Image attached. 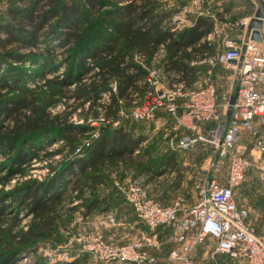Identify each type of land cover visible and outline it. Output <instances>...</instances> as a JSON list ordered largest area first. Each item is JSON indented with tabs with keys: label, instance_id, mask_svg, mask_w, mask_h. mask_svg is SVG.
I'll use <instances>...</instances> for the list:
<instances>
[{
	"label": "trees",
	"instance_id": "16d2710c",
	"mask_svg": "<svg viewBox=\"0 0 264 264\" xmlns=\"http://www.w3.org/2000/svg\"><path fill=\"white\" fill-rule=\"evenodd\" d=\"M24 5L9 8V21L0 24L6 34L0 37V66L7 68L0 76V170H9L8 178L0 174V184L23 175L41 157L49 160L51 174L20 182L9 199L0 191V264H17L41 242H61L62 222L79 206L107 211L106 199L96 193L106 184L103 169L150 154L140 147L144 137L111 126L148 88L147 70L135 57L151 65L163 49L164 71L180 74L176 82L190 87L200 71L191 63L211 52L201 40L214 27L211 17L199 16L193 25L171 31L179 9L166 8L161 0H28ZM25 62L38 66L30 70L33 87L21 85L28 70L15 64ZM60 105L62 110L52 111ZM95 122L103 128L88 141ZM53 143L55 149L45 150ZM136 149L143 153L135 156ZM56 156L62 160L55 163ZM146 171L151 174L152 168ZM18 207L30 217L26 230L6 229L7 215ZM12 219L19 222V214Z\"/></svg>",
	"mask_w": 264,
	"mask_h": 264
},
{
	"label": "built area",
	"instance_id": "2783aa9c",
	"mask_svg": "<svg viewBox=\"0 0 264 264\" xmlns=\"http://www.w3.org/2000/svg\"><path fill=\"white\" fill-rule=\"evenodd\" d=\"M181 10L173 18L171 31L187 26ZM213 30L201 42L209 43ZM243 38L239 31L237 38L223 41V50L205 53L191 63L207 66L202 82L197 80L190 87L176 82L163 87L161 95L155 89L163 83L160 71L141 56L135 57L147 70L148 90L131 117L155 121L163 115V139L168 148L186 153L208 145L221 150L231 159L229 175L225 183L197 180L192 205L176 202L164 206L150 198L136 180L117 182L118 193L144 230L138 238L119 244L100 232L81 236L80 253L93 256L97 264H194L198 247L213 241L214 255L229 257L234 264H264V235L250 226V210L238 203L235 192L255 166L250 154L256 152L264 158V43L249 41L240 64L242 44L235 40ZM215 76L225 78L224 88L215 82ZM114 124L119 126V121ZM166 245L170 250L164 260L151 255L149 249L161 250Z\"/></svg>",
	"mask_w": 264,
	"mask_h": 264
},
{
	"label": "rangeland",
	"instance_id": "374dc122",
	"mask_svg": "<svg viewBox=\"0 0 264 264\" xmlns=\"http://www.w3.org/2000/svg\"><path fill=\"white\" fill-rule=\"evenodd\" d=\"M25 1L28 0H0V24L9 21L7 15L9 8L23 6ZM60 1L82 4L84 0ZM161 3L166 8L182 9L181 11L186 15L185 25L187 26L184 28L193 25L195 19L199 16L211 17L214 20L216 26L213 30L212 39L209 41L211 54L224 49L223 41L226 38H237L240 26L249 20L255 11L253 0H161ZM24 6L26 7V4ZM184 28L182 26L181 30ZM5 36L6 34L0 31V37L4 38ZM159 55L151 62L150 66L160 71L163 83L158 86L161 88L171 87V84L176 83L179 78L176 74L164 71L165 57H162L161 52H159ZM15 66L16 68L23 67L28 70L26 77L21 80V85L33 87L36 80H34V74L30 75V70H34L38 66L30 62L17 63ZM198 66L200 69L198 82H202L206 77L208 68L206 65ZM42 69L40 67V70ZM6 75L7 68L1 70L0 66V76L5 77ZM50 76L51 74L47 73L46 77ZM215 82L220 85V88H224L226 80L225 78H218ZM146 91L141 98L134 102L133 106L125 108L115 121H119V126H124L136 137L141 136L147 139L142 148H147L150 151L149 156H145L141 161L134 159V161H129L125 165L103 169L106 184L100 186L96 193L102 199H106L107 211L98 207L91 212H87L84 205L79 206L66 216L62 222V227L59 230L61 242H41L36 253H32L31 250L24 252L17 264H34L38 260H41L43 264H56L58 262L63 264H97L93 256L80 253L83 248L80 240L81 236L93 235L95 232L103 233L112 243L127 242L130 239L129 231L127 228L120 226L119 222L134 221L135 218L125 205L123 197L118 193L116 189L117 182L126 179L136 180L146 188L150 198L164 206L174 205L176 202L192 205L196 199L194 184L199 179H217L220 183L226 182L231 166V159L227 153L223 154L221 150H215L208 145H199L186 153L179 152L177 149H170L163 139L162 126L166 122L163 115L155 121H137L131 117L132 110L143 104ZM62 109L63 105H60L52 111L57 112ZM78 120V117L73 119L74 122ZM115 121L111 126L119 127L114 124ZM93 125L97 127V130L88 138V141L98 136L103 128L100 122H95ZM57 146L58 143H53L45 150L49 151ZM141 153H143V150H138V152H134V155H140ZM250 157L253 159L255 166L250 171L249 177L247 176V181L236 188V200L240 205H244L250 210V226L256 232L264 235V158L256 152H252ZM2 160L0 158V161ZM61 160L60 156L53 158L55 163ZM49 164V160L42 157L31 161L26 166L23 175L17 173L10 177L4 185L0 184L3 198L9 199L20 182L47 178L51 174ZM148 167L152 168L151 174L146 171ZM8 173V168L0 170V174L6 178L9 176ZM15 214H19V222H14L12 219ZM29 220L30 217L25 216L21 208L18 207L7 215L5 227L6 229L14 227L15 230H26ZM213 247V241H207L198 247L194 254L195 264H234L229 257L219 254L214 255L212 252Z\"/></svg>",
	"mask_w": 264,
	"mask_h": 264
},
{
	"label": "water",
	"instance_id": "95a60500",
	"mask_svg": "<svg viewBox=\"0 0 264 264\" xmlns=\"http://www.w3.org/2000/svg\"><path fill=\"white\" fill-rule=\"evenodd\" d=\"M253 4L255 5V11L252 17L247 23H244L240 26V31L244 33V38L243 40H235L237 43L242 44V57L240 64L243 60L246 46L249 41L264 43V0H253ZM156 91L161 95L163 89L157 86ZM233 101L234 97H232L231 103H233Z\"/></svg>",
	"mask_w": 264,
	"mask_h": 264
},
{
	"label": "crops",
	"instance_id": "0c3cea01",
	"mask_svg": "<svg viewBox=\"0 0 264 264\" xmlns=\"http://www.w3.org/2000/svg\"><path fill=\"white\" fill-rule=\"evenodd\" d=\"M160 52L162 53V57H165L164 50H162ZM159 56L160 55L158 54L157 57H159ZM145 141L142 144H140V147L145 143ZM135 151H138V149H136ZM249 175H250V172L248 173V177H249ZM246 181H247V179H246ZM132 215L135 218L134 221H126V223L119 222L120 226H123L124 228H127L128 231H129L130 239H128V241L138 238L140 236L141 231L144 230L143 226L139 225V223L137 222L135 215L133 213H132ZM162 234L163 233H161V235ZM169 250H170V248H169L168 245L164 246L161 250L149 249L151 255L155 256L159 261L164 260L168 256ZM193 259H194V264H195V256L194 255H193Z\"/></svg>",
	"mask_w": 264,
	"mask_h": 264
}]
</instances>
